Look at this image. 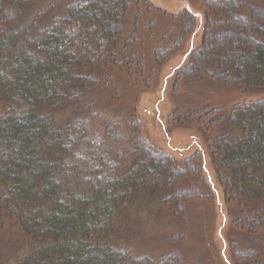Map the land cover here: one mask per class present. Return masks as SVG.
Segmentation results:
<instances>
[{
    "label": "trees",
    "instance_id": "16d2710c",
    "mask_svg": "<svg viewBox=\"0 0 264 264\" xmlns=\"http://www.w3.org/2000/svg\"><path fill=\"white\" fill-rule=\"evenodd\" d=\"M15 1L0 0V216L15 225L22 245L8 264H166L165 257L177 263L174 253L153 254L131 238L118 244L129 235L115 221L130 213L141 194L160 199L162 172L169 181L166 203L174 216L182 212L178 202L196 197L195 192L174 193L169 157L151 151L153 146L136 141L123 149L125 160L120 159L108 128L123 117L94 97L108 89L113 61L130 63L123 73L130 80L133 68H143L134 45L119 52L113 36L125 29L132 0L78 1L63 19H53L35 35L29 42L32 50L9 28L15 20L2 14ZM250 1L205 3L212 26L223 29L211 35L210 49L203 43L192 53L182 78L193 80L197 71L205 72L208 51L216 50L225 71L220 84L264 90V10ZM189 19L195 23L198 16L192 13ZM190 31L194 39V28L185 29ZM230 35L232 42L220 39ZM182 47L181 38L174 49ZM174 52H155L154 66ZM99 115L109 126L98 129ZM228 119L233 132L213 144L211 160L230 178L228 196L250 213L247 217L243 212L239 223L264 226V98L235 107ZM77 124L84 129L74 130Z\"/></svg>",
    "mask_w": 264,
    "mask_h": 264
},
{
    "label": "rangeland",
    "instance_id": "374dc122",
    "mask_svg": "<svg viewBox=\"0 0 264 264\" xmlns=\"http://www.w3.org/2000/svg\"><path fill=\"white\" fill-rule=\"evenodd\" d=\"M78 1L85 0H30L26 4L16 0L8 3L2 14L15 20L9 28L14 29L19 42H25L31 49L29 42L35 35L47 29L53 19H63L66 10ZM207 1L132 0L124 18L125 29L121 35L118 31L113 34L119 52L132 44L144 63L141 69L133 68L130 80L123 74L130 63L112 60L108 89L94 93L100 103L119 110L117 113L123 117L119 124L108 128V135L114 136L111 140L116 153L125 160L124 148L136 141L138 145L147 143L154 147L151 151L169 157V170L175 176L174 193L180 196L196 193V197L178 202L182 212L179 217L174 216L166 203L169 181L162 172L160 199L151 193L141 194L133 200L130 213L124 212L125 216L121 214L115 221L118 229L126 226L129 235L119 238L118 244L125 245L124 241L131 238L136 246L146 245L153 254L174 253L178 262L165 257L166 264H235L234 258L236 264H264V226L239 223L243 212L247 217L250 213L238 204L237 198L228 196L230 178H224L227 173L217 169L211 160L213 144L233 132L228 119L231 111L243 103L264 98V90L244 91L220 84L225 71L217 62L216 50L208 51L205 72L197 71L199 75L193 80L181 77L192 53L203 43L208 45L205 49H210L211 35L223 29L212 26L215 22L205 6ZM250 5L264 10V0L250 1ZM191 12L198 16L195 23L190 22ZM191 27L195 30L194 39L193 32H185ZM228 28L239 31L233 26ZM181 38L183 47L175 50ZM234 38V35L220 37L226 43ZM190 40L193 48L188 51ZM168 49L174 50V54L155 67L154 53ZM99 116L98 129L109 126L107 118ZM83 127L77 124L74 130ZM91 127L89 124L88 128ZM100 144L101 140L97 145ZM125 218L127 224L123 223ZM21 246L17 228L1 215L0 264L12 261Z\"/></svg>",
    "mask_w": 264,
    "mask_h": 264
}]
</instances>
